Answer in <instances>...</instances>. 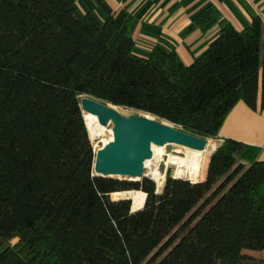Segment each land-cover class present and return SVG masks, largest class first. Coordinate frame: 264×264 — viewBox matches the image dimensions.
<instances>
[{
  "label": "trees",
  "instance_id": "trees-1",
  "mask_svg": "<svg viewBox=\"0 0 264 264\" xmlns=\"http://www.w3.org/2000/svg\"><path fill=\"white\" fill-rule=\"evenodd\" d=\"M95 2L106 19L77 0H0V248L13 243L27 264H264L243 253L264 251V161L241 164L244 143L226 139L203 181L169 173L159 192L96 177L81 106L90 97L216 141L238 103L264 109V19L223 21L187 65L137 55L131 15Z\"/></svg>",
  "mask_w": 264,
  "mask_h": 264
},
{
  "label": "crops",
  "instance_id": "crops-1",
  "mask_svg": "<svg viewBox=\"0 0 264 264\" xmlns=\"http://www.w3.org/2000/svg\"><path fill=\"white\" fill-rule=\"evenodd\" d=\"M112 11H125L132 17L129 29L135 42V52L148 58L153 50L166 54L177 53L190 65L204 54L215 40L223 21L238 30L251 25L264 15V0H105ZM82 13L95 10L102 18L106 13L95 0H77ZM208 9L216 13L215 19L200 26L196 19ZM226 139L244 143L247 148L238 157L249 166L264 161V109L253 111L244 102L238 103L228 116L218 140L219 147ZM201 180V176L199 182ZM0 264H27L13 247V243L0 248Z\"/></svg>",
  "mask_w": 264,
  "mask_h": 264
},
{
  "label": "water",
  "instance_id": "water-1",
  "mask_svg": "<svg viewBox=\"0 0 264 264\" xmlns=\"http://www.w3.org/2000/svg\"><path fill=\"white\" fill-rule=\"evenodd\" d=\"M81 106L84 116L96 117L102 127L109 125L113 127L112 141L96 152V177L127 182H141L146 178L154 180L145 173V163L153 159L154 146L167 147L175 145L195 151H204L209 146V139L189 134L181 128L154 118L149 114L140 113L125 116L117 107L90 97H84ZM218 148L217 145L211 157ZM176 179L183 178L178 177ZM165 181L166 178L159 192L162 191ZM186 181L192 182L189 179ZM146 201L147 195L145 204ZM138 211L132 210L133 213Z\"/></svg>",
  "mask_w": 264,
  "mask_h": 264
},
{
  "label": "bare ground",
  "instance_id": "bare-ground-1",
  "mask_svg": "<svg viewBox=\"0 0 264 264\" xmlns=\"http://www.w3.org/2000/svg\"><path fill=\"white\" fill-rule=\"evenodd\" d=\"M85 121L92 135V138H96L102 135V133L105 130V127H102L99 124V121L96 117L85 115ZM109 137H110L109 140L112 141L113 139L112 131L109 133ZM216 146L217 144L210 140L208 148L204 151H195V150H191L185 147H180L176 151H174L172 156H170V164L178 168L179 176H187L190 178L189 180H191L192 182H199L201 172L203 169L204 159L208 154H212ZM184 149H186L187 151H185ZM153 153H154L153 159L145 163L146 169L149 168V166H151L157 160H163L164 157L166 156L165 154L166 149L165 147L154 146ZM201 153L205 154L204 158L199 155ZM151 177L153 179L158 180L160 183L159 186L162 188V185L164 182V176L159 172L157 166L153 167ZM179 178H182V177H179ZM127 195L128 196L132 195V197L135 199V204L137 207H142L144 205L145 198H146L145 194L137 193L136 195H134L132 193H128ZM126 200H130L128 202L132 203L131 199H123V200H117V201H126Z\"/></svg>",
  "mask_w": 264,
  "mask_h": 264
},
{
  "label": "rangeland",
  "instance_id": "rangeland-1",
  "mask_svg": "<svg viewBox=\"0 0 264 264\" xmlns=\"http://www.w3.org/2000/svg\"><path fill=\"white\" fill-rule=\"evenodd\" d=\"M118 109H119V111L120 110L123 111V115H125V116H132V115L140 114L139 112L124 110V108H118ZM112 128H113L112 125H109V126L105 127V130L102 133V135L99 136V137H96V138H92V135H91V133L89 131L91 140H92V142L95 145L96 151L101 149L102 147H104L105 144H107L108 142H110L109 133L112 131ZM209 140H211V139H209ZM178 148H180V146L170 145V146L165 147L166 156L164 157V159L163 160H157L155 163H153L151 166H149V168H147L145 170L146 175L151 177V173H152L153 167L157 166L159 172L164 176V179L167 177V174H169V173H172L174 177H182L185 180L190 179L187 176H179L178 168L176 166L170 164V156H172L174 151H176ZM184 150L187 151L186 149H184ZM199 155L201 157H203V158L205 156V154H203V153H201ZM207 168H208V164L205 165L203 172H201L202 173V178H201L200 182L205 179ZM154 181L156 182V184H157V186L159 187V190H160L161 187L159 186L160 185L159 181L156 180V179H154ZM133 194L136 195L137 193H133ZM133 201H134V203H133V209L134 210H139V209L143 208L144 205L142 207H137L136 206L134 198H133ZM243 253L246 254V255H249L251 257H254V258H258V259H260V258L262 259L263 258L264 259V251H250V250H244L243 249Z\"/></svg>",
  "mask_w": 264,
  "mask_h": 264
},
{
  "label": "built area",
  "instance_id": "built-area-1",
  "mask_svg": "<svg viewBox=\"0 0 264 264\" xmlns=\"http://www.w3.org/2000/svg\"><path fill=\"white\" fill-rule=\"evenodd\" d=\"M262 18L264 19V15L262 16ZM175 178H178V177H175Z\"/></svg>",
  "mask_w": 264,
  "mask_h": 264
}]
</instances>
